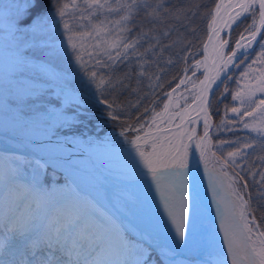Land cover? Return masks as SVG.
<instances>
[{
	"label": "snow or ice",
	"instance_id": "obj_1",
	"mask_svg": "<svg viewBox=\"0 0 264 264\" xmlns=\"http://www.w3.org/2000/svg\"><path fill=\"white\" fill-rule=\"evenodd\" d=\"M246 13L252 23L233 47L232 29ZM199 15L183 0H0V51L14 69L0 83V135L24 149L23 158L0 156L15 165L0 174L3 196L24 201L15 217L0 218V264H104L82 258L86 245L123 257L117 264H184L176 261V249L191 254L189 264H264V155L253 159L258 147L264 152V139L259 146L239 135L213 142L210 124L229 93L241 105L225 106V113L235 114L227 118L229 132L249 129L246 118L255 120L256 113L264 120V0H219L214 14L207 12V30L194 26ZM210 43L215 71H204L201 79ZM201 44L202 60L196 59ZM254 44L259 74L249 76L248 65L237 84L246 77L249 82L238 90L225 87L217 98L218 81L235 79L228 74L247 63ZM189 100L199 109L197 120L203 115L202 136L184 127L186 120L194 123ZM90 108L119 125V138L95 144L77 138L72 130L91 118ZM41 124L46 139L37 138ZM251 130L264 137V127ZM78 142L117 162L118 183L108 189L92 177L95 194L76 184L71 199H55L39 178L48 169L81 171L72 159L81 153ZM198 162L208 176L222 243L203 223ZM22 167L32 173L27 186L16 180ZM153 187L175 231L168 230L164 242L158 213L145 211L140 195L145 188L152 194ZM49 205L58 211L38 223L37 214ZM130 217L142 227L126 226Z\"/></svg>",
	"mask_w": 264,
	"mask_h": 264
},
{
	"label": "bare ground",
	"instance_id": "obj_2",
	"mask_svg": "<svg viewBox=\"0 0 264 264\" xmlns=\"http://www.w3.org/2000/svg\"><path fill=\"white\" fill-rule=\"evenodd\" d=\"M223 2L224 4H228L229 2H231V0H223ZM221 13L222 14L224 13L223 7L221 8ZM213 14H214V11H213ZM259 23L260 22H259V16H258V22H257L258 27H259ZM201 52L202 53L200 54L198 59L202 60L203 59V48ZM215 55L216 53L214 52L213 45L210 43L209 44V59L205 65L201 66L198 72L201 74L200 76L201 79H203L202 73L204 71L209 72V74L214 73L215 68H214L213 56ZM162 108H163V103L161 104V109L159 111H161ZM198 111L199 109L197 108V105L192 103V101L190 100L189 105H188V118L194 121V123L189 124L186 120L184 127L186 129L195 128L197 129L199 135L202 136L204 132L203 115L201 114L200 119L197 120ZM210 124L213 125L212 128L215 127V123L212 121V118L210 120ZM0 141L12 144L17 147L20 146L15 140L9 137L0 136ZM79 145L82 149L81 153L74 155L72 159L76 163L79 164L82 170L79 172H75V170H65L64 168H59L62 171V173L69 178L71 184L75 188H76V184H79L80 187L84 188V191L86 193L87 191H91L95 194V184L91 180L92 177H95L100 182H103L104 184H106L107 185L106 188L111 189L115 187L118 183V175H119V165L117 164V162L111 159L110 157L106 156L102 150L100 151V154L96 156L94 153L88 151L86 147H83L81 144ZM133 154L135 155V153ZM190 158H191V153H190ZM8 167H12V163L10 160L0 161V174H2L4 171H7ZM197 167H198V175L200 177V200H201V206L203 209V216H204L203 223L209 229L213 227L215 228L219 236V239L222 243L223 235L222 233L219 232V218L217 217L216 213L212 210L216 208V205L212 199V195L208 187V176L204 174V169H203L202 164L198 162ZM211 169L212 168L209 167L210 173H211ZM21 172H22V175L16 178L18 184L22 186H27L31 184L32 183V173L27 170H25L24 172L23 171ZM68 188L69 187L64 183H60V184L58 183L54 186V189L58 190L59 194L62 195L60 199L61 198L71 199L72 192L74 191H71V189H68ZM54 189L52 187L46 188V190H49L55 193ZM140 195L143 201L144 210L149 212L153 216H157V213H158V216L156 217V222L159 225L157 231L160 233L161 242H164V239L167 237L168 230H171L172 234L175 235V231L172 228L170 222H168V218L164 212L161 199H160V194L156 192L155 188L153 187L152 194H150L148 190L145 188L141 190ZM165 195L166 196L168 195L167 191H165ZM23 206H24L23 200H19L16 202L8 201L3 196V187L0 186V218L7 217L8 219H11L15 217L17 211ZM33 206L35 205L33 204ZM57 211H58V207L56 205L47 206L45 208V212L37 214L38 223L43 221L47 214H51L54 216ZM129 220L132 221V224H129V222L126 220L125 225L128 226L130 229H132L133 225H140V221L138 219H134L130 217ZM160 220H163V223H160ZM165 224L167 225V228H165L164 226ZM140 226L142 227V225ZM132 235L136 236L137 235L136 231H133ZM85 247H86V251L83 253L82 258L87 259L88 261L95 260L97 262L103 261L104 264H117L119 260L117 257L118 255L113 251H108V250L98 251V253L96 254L95 253V251L97 250L96 247L89 246V245H86ZM190 255L191 254L187 252L186 250L176 249L175 258H176V261H183L184 264H189V260L187 259V257H189Z\"/></svg>",
	"mask_w": 264,
	"mask_h": 264
},
{
	"label": "rangeland",
	"instance_id": "obj_3",
	"mask_svg": "<svg viewBox=\"0 0 264 264\" xmlns=\"http://www.w3.org/2000/svg\"><path fill=\"white\" fill-rule=\"evenodd\" d=\"M113 2H114V0H113ZM71 11H72V9L70 8L69 9V12H71ZM109 18L111 19V17H109ZM257 22H258V17H257L256 23ZM83 23L87 24L88 21H83ZM245 23H246V25L252 23V15H251V13H248L247 20H245ZM258 48H259V46H258ZM259 51H260V48H259ZM257 53H254V54L250 55V58L247 60V63L245 65H243L242 68L240 69V71L236 74L235 79L233 81V85L231 84V90H238L245 83L249 82L248 81V78L246 77V78H244V79L241 80L240 84H237V79H240L241 73L244 72L248 68V65H252V69H253V71H251L249 73V76H256V75L259 74L258 72L255 71V69H257L258 65L252 64V60L256 58ZM13 70L14 69H13V65H12L11 59L6 54H4L2 51H0V79L6 80L7 77H9L11 75V73L13 72ZM198 74L201 76L200 73H198ZM188 75L190 76L191 73L189 72ZM181 91H183V89H181ZM257 95H260V94L257 93ZM231 101H232V99H231ZM173 102L175 103V101H173ZM180 103H183V100H180ZM233 106L240 107L241 105H240V102L239 101H236V102H233L232 101L230 103V107L229 108H231ZM224 111H225V109H224ZM219 112L222 114L221 110ZM234 115L235 114H233L231 111H228L227 113L224 112L221 115V117H223L222 118V121H224V124H221V120H220V128L223 129V127H225V125L227 124V118L228 117H232ZM255 115L257 117L255 120H253L251 118H246V119L249 120V124H250V128L249 129H243V126L241 125V130H238V131H241V132H243L245 134L244 139H248V141L250 143H253L254 145H256L258 143H261V140L264 139V137H262V135H261V133L259 131H252L251 130L252 128H255V129L258 130V129L264 127V120H262L260 118L259 113H256ZM44 127L45 126L43 124L40 125L41 132H40V134H39V136L37 138H47V136L45 135V133L43 131ZM228 127H231V126H228ZM8 131H13L15 133H18L16 130H13V129H8ZM119 132H120V129L108 128L103 133L98 134L100 136H91V135H89L87 137H83V136L81 137V136H78V135H76V136H77L78 139H81L83 141H87L88 139H91L94 142V144H95V143H99V141L101 140V138H105L106 139L109 136H115V137H118L119 138ZM60 138L63 139V135H61ZM69 138H71V137H69ZM78 143L81 144L83 147H86L83 144V142H78ZM0 155L1 156H5V157H13V156H15V157H21L19 155L13 154L12 152L2 151V150H0ZM21 158H23V157H21ZM11 163H12V167H15V165L13 164L12 161H11ZM209 167L212 168V164L211 163L209 164ZM8 168H11V167H8ZM25 170L26 169H24L23 167L21 168V171L24 172ZM27 171L31 172L30 170H27ZM55 172H57V171H55ZM58 174H59L58 176H56V175H54L53 177L49 176L48 179H47V182H45V184L41 182V185L40 186L42 188H44V189L47 188V187H52L54 189V186L56 184H58V183L59 184L60 183H64V184H66L69 187L68 189H71V191H75L76 190V188L71 184V182H70V180H69V178L67 176H65L60 171L58 172ZM73 188H75V189H73ZM80 188H81V190L83 192H85L83 187H80ZM55 193H56V198L55 199H60V197L62 195L59 194L58 190H55ZM87 193L94 194L91 191H87ZM72 194H73V192H72ZM117 257H118L119 260L123 258V257H120L119 255ZM153 259H154V257H153Z\"/></svg>",
	"mask_w": 264,
	"mask_h": 264
},
{
	"label": "trees",
	"instance_id": "obj_4",
	"mask_svg": "<svg viewBox=\"0 0 264 264\" xmlns=\"http://www.w3.org/2000/svg\"><path fill=\"white\" fill-rule=\"evenodd\" d=\"M215 1L216 0H183V6L185 8L191 6L193 11H196L197 8L199 9L200 15L197 17L196 24L194 26H196L198 28L203 27L205 30H207V23L210 21V18H211L210 16L207 15V12L209 10H212V7H213ZM180 2H181V0H172V3L175 5L180 4ZM202 5H203V7H202ZM246 26L247 25L244 21L234 28V30L232 31V34H231L233 36L232 43L235 42V39L239 38V33L241 31H243L244 27H246ZM204 38H205V36H204ZM201 45H200V48H201ZM255 49H256L255 52H257V50H259L257 48V46L255 47ZM199 51H200V49H199ZM255 52H253V53H255ZM167 55L168 54H165V58H167ZM198 56H196V58ZM180 67L182 68L183 65H181ZM241 68H242V66H240L239 68H236V70L234 69L230 73L229 76H234V74L238 73ZM175 72H176V69H172L169 72L168 79H171V76L173 74H175ZM231 84H232L231 80H224L222 85L218 88V90L216 92L217 98L220 97V93L223 92L225 87H228L231 90ZM167 90H170V89H167ZM229 97H230V93L226 94V99L219 106V111L221 110L222 114L225 112L224 111L225 106H227L229 108V105L231 102L229 100ZM160 109H161V105H160V108L157 109V111H159ZM88 111L90 113H93V115L91 116V118H82V122L72 130L75 135H78L81 137L82 136L86 137L89 135L100 136L98 134L103 133L108 128L120 129V127L117 123L110 122V121L103 119L100 116V112L98 109H91L90 108ZM222 114L219 112V115H213L212 116L215 125H220V120L222 121V118H223V117H221ZM237 135H239L242 138L245 137V134L243 132H241V131H237L236 133L228 132L226 127H223V129H221V128L218 129L217 127H215L213 130V133H212V137H213L214 142H215V139H231V140H234V139H236ZM259 144L260 143H258L256 145L259 146ZM261 155H264V152H261L259 150V147H258L257 152L254 155L253 159H255L256 157L261 156Z\"/></svg>",
	"mask_w": 264,
	"mask_h": 264
},
{
	"label": "water",
	"instance_id": "obj_5",
	"mask_svg": "<svg viewBox=\"0 0 264 264\" xmlns=\"http://www.w3.org/2000/svg\"><path fill=\"white\" fill-rule=\"evenodd\" d=\"M235 26V25H234ZM228 31V29H226V32ZM220 82V81H219ZM9 135H16V134H13V133H10L9 132ZM0 136H3V137H9V136H5V135H0ZM10 138V137H9ZM0 148L4 149V150H9V151H12V152H17V153H24V149L23 147L22 148H15L11 145H8V144H5L4 142H1L0 141ZM105 187L107 186L106 184H104L103 182H101ZM215 213H216V208L212 209Z\"/></svg>",
	"mask_w": 264,
	"mask_h": 264
}]
</instances>
